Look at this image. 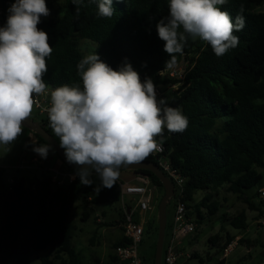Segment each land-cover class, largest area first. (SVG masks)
<instances>
[{
  "label": "trees",
  "instance_id": "obj_1",
  "mask_svg": "<svg viewBox=\"0 0 264 264\" xmlns=\"http://www.w3.org/2000/svg\"><path fill=\"white\" fill-rule=\"evenodd\" d=\"M14 2L0 0L2 26ZM46 2L50 14L41 17L38 28L48 33L53 47L51 56L46 58L48 71L44 74L48 88L68 85L82 89L77 65L86 56L81 48L83 40L94 44V53L114 70L130 63L142 81L151 78L156 88L171 91L167 87L179 85L177 93L171 91L163 99L186 116L188 126L176 133L165 128L162 141L157 137L163 153L150 154L144 161L158 165L161 158L166 159L184 178V201L197 226L204 223V210L210 216L225 210L219 198L222 190L235 195L248 210L257 213L256 222L264 218V205L258 194L264 186V10H261L264 0H226L224 5H218L233 20L237 15L244 17V28L234 32L239 44L217 57L208 43L189 36L183 53L175 54L176 64L180 61L189 64L184 80L165 74L166 61L171 57L164 51L165 41L157 33V24L168 15L169 0H113L115 13L111 18L98 15L99 0H82L76 5L73 0ZM43 127L52 134L48 120H44ZM24 132L26 136L33 134L25 127ZM33 135L37 146L50 147L42 137ZM50 151H53L51 147ZM56 157L62 163V170L76 173L77 169ZM38 170H42L40 177L35 175ZM22 171L25 174L9 177L7 168L0 166V257L10 259V264H30L32 252L47 251L39 256L40 264H81L73 246V211L77 206L85 207L81 215L85 221L93 205L120 202L118 180L111 189L102 188L97 193L95 189L101 182L94 173L90 186L81 184L78 176L72 183L59 186L53 184L52 171L42 166ZM120 172L149 177L160 190L158 207L164 188L155 175L141 170ZM8 178L13 179L12 184ZM198 192L205 193L204 197L194 203ZM122 220L123 214L116 225ZM152 220H147L144 234L157 230ZM229 225L234 230L246 231L247 213L243 211L232 217ZM234 240L228 232L224 243L219 233L212 235L208 243L216 253H208L206 261L197 253L192 258L202 264H223L219 257ZM90 242L95 243L94 237ZM125 242L123 237L114 244V250ZM107 264H118L115 254Z\"/></svg>",
  "mask_w": 264,
  "mask_h": 264
},
{
  "label": "clouds",
  "instance_id": "obj_2",
  "mask_svg": "<svg viewBox=\"0 0 264 264\" xmlns=\"http://www.w3.org/2000/svg\"><path fill=\"white\" fill-rule=\"evenodd\" d=\"M82 0H73L79 4ZM95 2V0H93ZM226 0H169L168 15L157 24L170 55L167 69L175 66V54L183 53L187 38L208 43L217 57L237 47L234 32L245 26L242 15L235 20L218 5ZM113 0H99L98 15L111 18ZM6 24L0 27V145H11L24 132V122L48 86L44 74L50 57L48 33L39 29L41 17L50 10L46 0H15L8 9ZM79 8H77V13ZM182 29V31H181ZM83 87L64 85L51 91L48 108L50 127L64 149L67 162L77 166L76 175L83 185H92L93 173L102 188L111 189L120 169L144 161L158 151L165 128L183 132L186 116L178 108L157 99L151 78L144 81L130 63L114 70L97 53L88 54L77 65ZM47 158L50 147L33 148Z\"/></svg>",
  "mask_w": 264,
  "mask_h": 264
},
{
  "label": "rangeland",
  "instance_id": "obj_3",
  "mask_svg": "<svg viewBox=\"0 0 264 264\" xmlns=\"http://www.w3.org/2000/svg\"><path fill=\"white\" fill-rule=\"evenodd\" d=\"M261 10H264V7L261 8ZM81 48L86 55L94 54L95 45L88 40H83L81 42ZM177 67L181 72L186 73L189 64L184 61H180ZM171 91L177 93L178 86L174 87V89ZM171 91H160L157 94V99L159 100L164 96H169L171 93H173ZM30 118L33 121L39 122L42 126L44 125V119L39 116L35 110H33ZM51 132L53 137L60 145L59 139L55 136L52 129ZM33 134L26 136L25 132H23V134L11 145H0V166L6 167L9 175L14 176L24 174L25 171H18L16 167L18 166L19 160L22 156L25 155L28 160L31 159L34 153L33 148L38 144L37 139ZM52 152L55 156L57 155L54 151ZM39 157L42 158L40 155ZM55 159L56 163L54 162L52 164V162H48L49 167H55L59 160L57 157H55ZM59 162L61 161L59 160ZM49 169L51 170V167ZM262 173L264 176V171ZM27 175L30 174L28 173ZM35 175L40 177L41 173L38 172L35 173ZM29 177L35 176L30 175ZM204 194L205 193L198 192L194 197L193 202L196 203L197 201H200L204 197ZM250 196H252V198L255 197L252 193ZM219 198L225 206V210L214 216H210V214L204 210V223L198 226L197 233L193 238H189L184 242L186 252L191 254V258H182L178 264H202L198 259L192 258V254L197 253L201 255L204 261H206V256L208 253L212 255L216 253V249L213 248L210 243H208V239L212 235L219 233L222 236L221 242L224 243L226 232L234 236V242L237 243L233 252L228 258L229 264H257L260 261L261 254L264 251V230H258L257 228L256 221L258 219V214L248 210L247 205L242 200H239L235 195L229 194L224 190L220 191ZM224 199L225 201H223ZM172 204L173 200L169 202L167 207V229L173 218ZM84 209L86 208L77 206L75 207V210L72 214L71 221L73 224V246L75 251L77 255L80 256L82 262L81 264H107L110 261V257L114 254V244H116L122 238V230L116 225V222L121 218L122 215L121 204L120 202H112L107 204H98L95 206L93 205V210L90 211V217L85 221L81 219ZM243 211H245L248 216V229L246 231L232 229L229 225V220ZM190 212L191 215L194 216L193 211L190 210ZM222 214H225V217L224 215L222 216ZM98 217L102 220L103 225H99L96 222V218ZM191 218L195 220V217ZM147 220L154 221L153 227H156L157 230L155 233L146 232L144 234V241L140 246V254L142 257V264H153L158 240V207L154 217L150 218L147 216L146 221ZM105 224H108L109 226H106ZM93 237L95 240L94 244L90 242L91 238ZM240 239L248 240L249 242L242 243L239 241ZM168 241L169 234L168 231H166L164 244L166 245ZM46 253L47 251L32 252L29 256L30 264H40L39 256H44ZM11 262L12 261L8 258L2 260L0 257V264H10Z\"/></svg>",
  "mask_w": 264,
  "mask_h": 264
},
{
  "label": "built area",
  "instance_id": "obj_4",
  "mask_svg": "<svg viewBox=\"0 0 264 264\" xmlns=\"http://www.w3.org/2000/svg\"><path fill=\"white\" fill-rule=\"evenodd\" d=\"M2 15L3 11L0 10V27H2ZM177 65L178 64L171 69H167L165 74L170 78L184 80L186 73L181 72ZM176 86L179 87V85H174L167 87V90H173ZM52 90L54 89L49 87L47 88L46 94L35 98L37 104L34 110L44 120L48 121V108L51 106L50 93ZM156 91L157 94L160 91L163 92V88L157 87ZM162 153L163 145L160 143L159 150L154 151L152 155H159ZM42 164V158L39 156L36 155L28 160L24 155L20 158L16 168L21 170L35 169L40 168ZM158 166L170 178L175 188V195L171 199L173 200V218L167 229L169 241L166 245L164 244L162 264H178L182 258H191V254L186 252L184 242L194 237L197 233L198 226L189 216L188 203L184 201V178L172 169L169 161L166 159L161 158ZM52 173L54 185L62 186L66 183H72L77 178L76 173L64 170H54ZM136 180L138 181L137 183L118 180L120 204L123 214V220L119 226L126 240L124 245L118 246L114 250L118 264H142L140 246L143 241L144 226L147 222L146 216L152 210V205L155 201V192L158 188L151 182L149 177L145 175L137 174ZM8 183L12 184L13 179L8 178ZM259 196L264 205V186L259 190ZM89 200H91V198H89ZM136 217H138V219H136ZM97 220L98 222L101 221L99 217ZM256 225L258 230H264V218L259 220ZM236 244L237 243L233 242L227 246L219 257V261L223 262V264H229L228 258L233 252ZM259 264H264V256Z\"/></svg>",
  "mask_w": 264,
  "mask_h": 264
},
{
  "label": "water",
  "instance_id": "obj_5",
  "mask_svg": "<svg viewBox=\"0 0 264 264\" xmlns=\"http://www.w3.org/2000/svg\"><path fill=\"white\" fill-rule=\"evenodd\" d=\"M24 126L31 130L34 134L39 135L42 137L53 149V151L72 169H77V166L74 164H70L67 162L65 151L60 147L59 143L50 134L44 127L36 121L31 120L29 118L24 122ZM148 171L155 175L158 180L161 182L164 188V195L162 196L159 206H158V240L156 246V253H155V262L154 264H162V256H163V248H164V241L165 235L167 231L168 225V211L167 207L170 200L175 195V188L170 180V178L159 168L157 164L142 161L138 164H133L127 167H122L120 171Z\"/></svg>",
  "mask_w": 264,
  "mask_h": 264
},
{
  "label": "crops",
  "instance_id": "obj_6",
  "mask_svg": "<svg viewBox=\"0 0 264 264\" xmlns=\"http://www.w3.org/2000/svg\"><path fill=\"white\" fill-rule=\"evenodd\" d=\"M25 127V126H24ZM26 128V127H25ZM36 152H34L33 153V155H32V157H34V156H36V154L39 156V154L38 153H36ZM31 157V158H32ZM55 155L53 154V152L52 151H49V154H48V156H47V158L45 159V158H42V162H43V164H42V167L44 168V169H46V170H48L50 167H51V171H54V170H62L61 168H62V163L61 162H59V160H58V163L55 165V167L54 166H50L49 167V163L48 162H52V164L55 162L56 163V159H55ZM51 164V165H52ZM46 167V168H45ZM50 170V169H49ZM42 170H38V172H41ZM37 172V173H38ZM30 173H34V172H30ZM24 174H25V172H24ZM14 177V176H12V175H9V177ZM136 178H137V174L136 173H133V172H120V176H119V179L118 180H123V181H125V182H133V183H137L138 181L136 180ZM160 196H161V194H160V190L159 189H157L156 190V192H155V201H154V203H153V205H152V210L147 214V216H149L150 218H153L154 217V215H155V212H156V210H157V204H158V202H159V199H160ZM146 216V217H147ZM122 238H123V233H122ZM121 238V239H122ZM263 256H264V251L262 252V254H261V257H260V261L257 263V264H259L261 261H262V258H263ZM240 261V260H239ZM239 263V262H238Z\"/></svg>",
  "mask_w": 264,
  "mask_h": 264
}]
</instances>
